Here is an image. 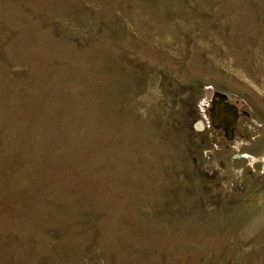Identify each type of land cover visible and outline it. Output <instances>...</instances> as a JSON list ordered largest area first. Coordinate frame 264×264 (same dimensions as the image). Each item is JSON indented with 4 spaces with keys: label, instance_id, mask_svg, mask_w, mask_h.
<instances>
[{
    "label": "rangeland",
    "instance_id": "rangeland-1",
    "mask_svg": "<svg viewBox=\"0 0 264 264\" xmlns=\"http://www.w3.org/2000/svg\"><path fill=\"white\" fill-rule=\"evenodd\" d=\"M0 264H264V0H0Z\"/></svg>",
    "mask_w": 264,
    "mask_h": 264
},
{
    "label": "water",
    "instance_id": "water-1",
    "mask_svg": "<svg viewBox=\"0 0 264 264\" xmlns=\"http://www.w3.org/2000/svg\"><path fill=\"white\" fill-rule=\"evenodd\" d=\"M212 110L210 111V119L212 125L220 127L224 130V134L228 140L232 139L233 130L236 127L238 114L235 107L226 102V97L220 94L212 96ZM235 158H238L236 156Z\"/></svg>",
    "mask_w": 264,
    "mask_h": 264
},
{
    "label": "bare ground",
    "instance_id": "bare-ground-1",
    "mask_svg": "<svg viewBox=\"0 0 264 264\" xmlns=\"http://www.w3.org/2000/svg\"><path fill=\"white\" fill-rule=\"evenodd\" d=\"M214 95V94H213ZM210 102V101H209ZM212 108V101L207 105V117H208V125H210V127L214 130L215 128H217V127H215V126H213L212 125V122H211V119H210V111L212 110L211 109ZM202 129V126L201 127H199V129ZM203 128H204V126H203ZM237 144V146H238V144L239 143H236ZM235 144V145H236ZM244 158H246V159H248L249 160V162L250 163H252V164H254V163H256V158L255 157H253V156H249V155H244Z\"/></svg>",
    "mask_w": 264,
    "mask_h": 264
}]
</instances>
